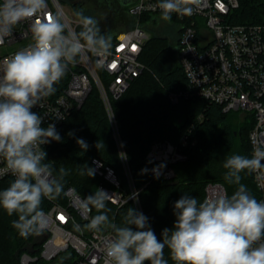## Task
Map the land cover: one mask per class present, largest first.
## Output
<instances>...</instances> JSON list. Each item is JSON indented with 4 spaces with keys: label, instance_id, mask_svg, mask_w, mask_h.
I'll return each instance as SVG.
<instances>
[{
    "label": "clouds",
    "instance_id": "obj_1",
    "mask_svg": "<svg viewBox=\"0 0 264 264\" xmlns=\"http://www.w3.org/2000/svg\"><path fill=\"white\" fill-rule=\"evenodd\" d=\"M158 7L165 21L171 20L172 13L190 11L185 0H159ZM45 8L46 0L0 3V43L21 21H33L32 43L0 64V160L5 164L0 175L14 177L0 190V208L9 216H18L12 224L24 238L39 235L48 227L42 201L58 198L68 175L63 166L54 175L53 163L45 162L47 153L41 146L59 142L61 136L55 124L42 127V117L32 109L55 94V85L69 65L86 52L102 64L111 47L95 18L77 12L81 30L69 31L59 14L48 15ZM76 142L84 151L89 147L82 138ZM262 161V147H256L251 158L240 154L227 157L224 179L236 185V190L230 196L218 192L202 201L188 194L181 196L174 204L176 221L171 229L162 230V240L148 218L133 208H128L124 226L112 223L106 210L111 195L103 189L81 201L83 209L95 208L98 213L83 227L97 232L104 227L112 229L114 235L105 243L104 264H168L165 247L174 264H264V200H257L241 183L242 172L264 170ZM80 174L91 177L95 172L84 164ZM80 227L74 225L76 230Z\"/></svg>",
    "mask_w": 264,
    "mask_h": 264
},
{
    "label": "trees",
    "instance_id": "obj_2",
    "mask_svg": "<svg viewBox=\"0 0 264 264\" xmlns=\"http://www.w3.org/2000/svg\"><path fill=\"white\" fill-rule=\"evenodd\" d=\"M131 1L113 0L107 3L100 0L95 3L97 10L103 14L97 18L102 35L109 38L108 30L116 31L120 25L126 28L133 26V18L125 8V4L129 5ZM238 1L239 6L232 13L233 22L264 23V0ZM153 16H140L141 25ZM176 33L178 37L179 31ZM139 60L145 68L133 77L119 98L110 101L115 127L93 85L81 107L72 111L56 129L61 141L48 143L44 150L47 153L45 162L53 163L56 169L54 175L63 166L68 171L64 189L74 187L83 199L94 194L103 182L96 174L91 177L80 174L84 164L91 168V158L98 157L114 168L120 178V190L126 196L132 187L137 190L141 213L148 218V224L157 238L162 240V230L171 229L176 221L174 204L181 196L188 194L202 201L208 182H220L229 196L236 190V185H230L224 179L226 170L223 163L225 157L234 154L250 158L248 133L254 120L249 114L240 119L236 112H223L219 105L198 95L181 96L176 103H172L169 93L188 89L189 82L168 37L160 34L149 36L142 46ZM97 73L103 85L106 84L105 73L101 69ZM184 134L189 136L188 144L183 148L187 158L171 164L173 178L166 179L151 173L154 166H164L146 158L151 144L154 141L178 144ZM78 138L88 144L86 151L77 144ZM193 139L196 141L192 144ZM241 177V183L257 199L258 191L252 174L242 172ZM11 182L9 178L0 180V190L7 188ZM51 201L64 203V192L55 200L44 199L42 210L48 208ZM128 208L136 210L132 199L120 207L106 202L109 219L118 226H124L123 218ZM91 212L92 217L98 214L95 208H91ZM17 219L16 214L9 216L0 208V264H21L19 258L23 252L37 257L29 264H46L39 258L44 236L33 234L21 237L12 224ZM164 258L168 264H174L167 247Z\"/></svg>",
    "mask_w": 264,
    "mask_h": 264
},
{
    "label": "built area",
    "instance_id": "obj_3",
    "mask_svg": "<svg viewBox=\"0 0 264 264\" xmlns=\"http://www.w3.org/2000/svg\"><path fill=\"white\" fill-rule=\"evenodd\" d=\"M158 4L159 0H132L127 12L133 18V26L110 32L111 47L103 63L98 64V57L86 52L83 58H78L77 63L69 65L66 75L55 85V94L32 109L42 117V127L52 123L57 129L72 111L81 107L93 85L115 127L111 99L119 98L133 77L145 68L139 54L149 34L139 18L143 14L161 15ZM185 4L189 12L172 13L171 17L175 20V30L179 31L174 47L177 61L189 82V88L177 93L170 92L169 99L176 103L181 96L198 95L219 105L223 112L239 111L243 116L240 115L241 118L251 115L254 120L248 133L251 158L256 147L264 148V23L233 22L232 13L239 6L238 0H185ZM44 12L48 15L59 14L69 31L81 30L78 18L68 16L58 0H46ZM32 22L21 21L13 28L11 35L3 38L0 43V64L32 43ZM98 69L105 73L104 85ZM188 140V134H184L178 144L154 141L146 158L164 166H154L151 173L166 179L173 178L171 164L186 160L183 148ZM195 141L193 139L192 144ZM47 145L41 146L43 150ZM90 162L95 174L103 181L97 190L103 189L111 195L109 201L118 207L132 199L136 210L141 213L137 190L132 187L126 196L120 190V178L113 167L96 156ZM261 163L264 164V161ZM4 168L5 164L0 160V173ZM261 172H251L258 191L257 200H264V175ZM126 174L129 176L127 169ZM6 178L14 179L11 174L0 175V180ZM218 192L227 194L220 182H208L204 187V199ZM64 198V203L51 201L50 206L43 210L48 227L41 233L44 240L39 258L46 264H104L105 243L114 233L106 227L98 232L83 227L90 222L92 212L81 207L83 199L74 187L64 189ZM77 224L81 226L80 230L74 228ZM35 260L37 257L27 252H23L19 258L21 264Z\"/></svg>",
    "mask_w": 264,
    "mask_h": 264
},
{
    "label": "rangeland",
    "instance_id": "obj_4",
    "mask_svg": "<svg viewBox=\"0 0 264 264\" xmlns=\"http://www.w3.org/2000/svg\"><path fill=\"white\" fill-rule=\"evenodd\" d=\"M58 1L61 5L62 9L64 10V12L70 17H73V16L77 17L76 16L77 12H83V14L85 16H91L97 20L98 16L103 15L101 13V11L97 10L96 5L93 1H89L88 3H84L82 5L80 3H77L76 2L77 0H58ZM74 3H77V4L75 5ZM127 7H128V4H125V8H127ZM142 25H143V28L149 34V36L158 35V34L164 35V36L168 37V40L170 41L172 46L175 47L177 36H176V30H175L176 25H175L174 18L171 17L170 21H165L161 18V15H156V16H153L152 20L147 21ZM125 28H126V26L120 25L116 29V31H121ZM108 31L111 32V30H108ZM174 50H175V48H174ZM235 112L239 116L241 115V112H239V111H235ZM241 116H240V119H243V118H241ZM224 154H226V153L225 152L223 153V157H224ZM122 159H124V158H122ZM225 159H226V157H225Z\"/></svg>",
    "mask_w": 264,
    "mask_h": 264
},
{
    "label": "flooded vegetation",
    "instance_id": "obj_5",
    "mask_svg": "<svg viewBox=\"0 0 264 264\" xmlns=\"http://www.w3.org/2000/svg\"><path fill=\"white\" fill-rule=\"evenodd\" d=\"M89 1H93L94 3H98L100 0H77V3H80L81 5L84 3H88ZM107 3H112L113 0H105ZM177 35V33H176Z\"/></svg>",
    "mask_w": 264,
    "mask_h": 264
}]
</instances>
